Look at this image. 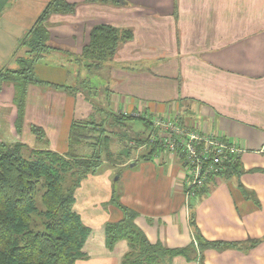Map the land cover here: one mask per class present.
<instances>
[{
    "label": "crops",
    "instance_id": "crops-1",
    "mask_svg": "<svg viewBox=\"0 0 264 264\" xmlns=\"http://www.w3.org/2000/svg\"><path fill=\"white\" fill-rule=\"evenodd\" d=\"M50 1L0 0V70L11 63L21 39ZM67 1L78 4L76 13L53 15L46 23L64 50L79 55L95 25L128 29L134 38L99 71L77 66L72 77L73 64L54 54L36 65V74L45 83L71 87L92 72L107 71L97 87L107 95H97L95 103L101 106L91 108L85 96L32 85L20 134L12 126L15 107L0 101V141L66 154L77 114L80 121L96 116L95 122L112 129L114 162L104 161L75 192L74 211L92 229L85 245L88 258L76 264H121L127 253L125 240L113 249L106 246L105 225L124 216L112 201L114 194L139 214L136 223L153 244L182 248L194 242L198 248L190 225L193 211L204 238L239 244L206 250L201 255L204 264H264V0H117L111 5ZM169 103L173 106L168 108ZM119 115L135 118L117 124ZM157 117L178 118L237 142L246 151L241 155L242 174L214 178L199 198L188 197L180 156L160 147L145 158L155 144L148 120ZM138 120L146 130L137 129ZM33 126L44 130L45 141L37 139ZM79 153L89 156L91 149L86 145ZM256 240L262 241L253 244ZM173 264L202 262L179 256Z\"/></svg>",
    "mask_w": 264,
    "mask_h": 264
},
{
    "label": "trees",
    "instance_id": "trees-1",
    "mask_svg": "<svg viewBox=\"0 0 264 264\" xmlns=\"http://www.w3.org/2000/svg\"><path fill=\"white\" fill-rule=\"evenodd\" d=\"M116 2L86 0L90 4L111 5ZM77 8V3L51 0L35 25L21 39L11 63L0 70V101L15 107L12 126L16 134L21 133L24 125L30 86L50 85L72 93L75 90L73 87L45 83L37 76L35 68L54 52L66 51L72 55L53 40L46 23L53 15H73ZM133 38L131 30L109 24L95 25L81 53L76 54V64L99 71L105 63L115 59L122 44ZM117 117V124L122 119L135 118ZM103 126L94 120H75L69 136L70 150L66 154L32 150L19 142L10 144L0 141V264H76L78 260L88 258L85 245L92 229L74 211L75 192L83 179L100 170L104 161L114 162L112 144L115 138ZM32 130L38 140L45 141L42 128L33 126ZM150 140L151 137L146 141ZM154 143L146 159L162 146L160 141ZM86 145L91 149L89 156L79 153V148ZM241 174L240 156L228 165L226 171L220 173V177ZM241 189L247 193L243 186ZM112 201L124 216L118 222L105 225L106 246L113 249L118 242L127 241L128 251L121 264H173L179 256L189 261L200 258L204 264L201 255L206 250L221 251L239 246L237 243L204 238L193 211L190 225L198 248L194 242L182 248L153 244L136 223L139 214L120 203L118 194H114ZM261 241L256 240L253 244Z\"/></svg>",
    "mask_w": 264,
    "mask_h": 264
},
{
    "label": "built area",
    "instance_id": "built-area-1",
    "mask_svg": "<svg viewBox=\"0 0 264 264\" xmlns=\"http://www.w3.org/2000/svg\"><path fill=\"white\" fill-rule=\"evenodd\" d=\"M152 125V140L182 158L188 197L198 198L210 178H220V173L244 152L237 142L198 125L190 127L178 118L157 117Z\"/></svg>",
    "mask_w": 264,
    "mask_h": 264
},
{
    "label": "rangeland",
    "instance_id": "rangeland-1",
    "mask_svg": "<svg viewBox=\"0 0 264 264\" xmlns=\"http://www.w3.org/2000/svg\"><path fill=\"white\" fill-rule=\"evenodd\" d=\"M100 18V21H102L103 23H106L108 22L107 18H103V17H99ZM103 19V20H101ZM27 34V33H26ZM25 34V35H26ZM52 35V34H51ZM52 38L54 39V37L52 36ZM57 43V42H56ZM54 54H58L59 56H63L64 58V61L63 62H67V63H71L73 64L72 66H70V68L72 69L71 73H72V77L73 75L75 76L76 75V70H77V64H76V60H77V56L76 54H74L73 52H71L72 55H69L66 51L65 52H54L52 53V55L50 56H53ZM49 59H52L49 57ZM46 60V59H45ZM44 60V61H45ZM111 63V61L109 62ZM79 67V66H78ZM151 68V67H150ZM85 71V70H84ZM106 72L107 71H102L100 73H95V72H92V76L88 79H84V80H81L79 84L76 83L75 85V81L73 82L74 86L70 85L71 87L75 88L74 92H69L70 90H68L67 92L69 94H73V96H76V95H81L82 97H86L90 102H89V106L92 108H97L98 106H101V104H97L95 103V97L97 96V98H104L105 95H107V92L104 90V89H100V91H98L97 87L99 86V84L101 83L100 79H104L103 77L106 76ZM86 73V72H85ZM148 77L150 78L153 74H151L150 72H148ZM146 77L145 76H142V79H145ZM83 79V78H82ZM71 83V81L69 82ZM160 87V86H159ZM161 88V87H160ZM80 98V97H79ZM81 104H78V108L80 107ZM168 108L173 106V103H169L167 104ZM80 110V109H79ZM81 111V110H80ZM80 116L77 114L76 115V119H78L80 121ZM91 120H95V121H99L96 119V116L94 118H92ZM112 121V119L110 120ZM100 124V123H98ZM136 126H137V129H144L146 130L147 129V125L143 122V121H136ZM102 127V126H101ZM104 127V126H103ZM120 133H122V135H125L126 136V133L127 131L123 128H120L119 126H114ZM108 131L111 132V128H109V126L105 127ZM130 132V131H128ZM127 137V136H126ZM246 151H244L245 153ZM243 153V154H244ZM26 155H28V153H26ZM201 193H203V191L201 190L200 191ZM199 198V197H198ZM194 201H192L193 203ZM190 262H195V260H191Z\"/></svg>",
    "mask_w": 264,
    "mask_h": 264
}]
</instances>
